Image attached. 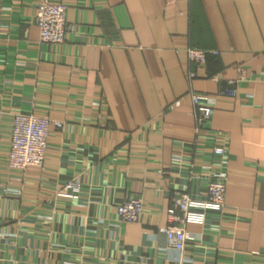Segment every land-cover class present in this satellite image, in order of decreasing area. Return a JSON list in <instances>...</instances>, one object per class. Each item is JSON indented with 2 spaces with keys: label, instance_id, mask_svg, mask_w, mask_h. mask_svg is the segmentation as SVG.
Masks as SVG:
<instances>
[{
  "label": "crops",
  "instance_id": "crops-1",
  "mask_svg": "<svg viewBox=\"0 0 264 264\" xmlns=\"http://www.w3.org/2000/svg\"><path fill=\"white\" fill-rule=\"evenodd\" d=\"M42 1L66 7L60 45L39 42ZM15 114L63 123L41 168L6 165ZM217 174L224 205L203 209ZM178 194L201 218L181 252L161 232ZM0 264H264V0H0Z\"/></svg>",
  "mask_w": 264,
  "mask_h": 264
},
{
  "label": "built area",
  "instance_id": "built-area-1",
  "mask_svg": "<svg viewBox=\"0 0 264 264\" xmlns=\"http://www.w3.org/2000/svg\"><path fill=\"white\" fill-rule=\"evenodd\" d=\"M35 25L39 32V42L48 45H60L64 42L65 33L69 30L66 23V7L61 4H51L42 1L37 5ZM217 51L206 52L200 49L189 48L186 56L190 63L202 66L206 62L207 55L216 56ZM244 71L239 69L237 80H228L224 87L220 88V94L228 97L236 96V84L242 79ZM192 79L193 75L190 74ZM220 84L219 80H215ZM193 107L192 115L196 122V130L205 128L210 120L212 105L201 103L200 95L195 92L190 94ZM178 105V102L175 103ZM61 121L51 120L47 117H36L29 114H15L12 116V127L9 134V149L6 158L7 167L14 172L23 173L29 167L41 168L44 164L47 148V137L51 127L61 128ZM217 156L223 155L220 147L214 149ZM225 195V175L217 174L207 185L205 199L200 206L215 210L222 209ZM196 203L186 194H178L172 199L171 206L167 211L168 222L161 229L168 245L176 251H183L186 243V235L180 227L191 219L201 221L192 212ZM144 204L141 197H130L117 206V216L124 224L136 223L139 221Z\"/></svg>",
  "mask_w": 264,
  "mask_h": 264
}]
</instances>
